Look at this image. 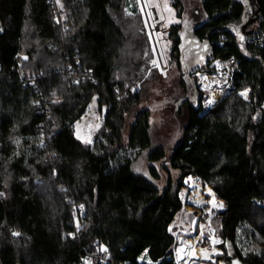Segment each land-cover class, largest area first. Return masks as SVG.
I'll return each mask as SVG.
<instances>
[{"label": "trees", "instance_id": "obj_1", "mask_svg": "<svg viewBox=\"0 0 264 264\" xmlns=\"http://www.w3.org/2000/svg\"><path fill=\"white\" fill-rule=\"evenodd\" d=\"M128 1L0 0V264H177L172 226L189 177L225 202L213 219L219 259L264 264V47L241 44L264 33V0H172L180 19L186 1L202 3L192 36L208 43L205 70L233 56L239 66L206 108L173 25L171 61L189 99L170 156L151 149V112L138 109L134 85L154 54ZM94 101L101 125L84 142L75 125ZM149 149L142 175L134 167Z\"/></svg>", "mask_w": 264, "mask_h": 264}, {"label": "rangeland", "instance_id": "obj_2", "mask_svg": "<svg viewBox=\"0 0 264 264\" xmlns=\"http://www.w3.org/2000/svg\"><path fill=\"white\" fill-rule=\"evenodd\" d=\"M133 1L135 2V0ZM164 2L165 5L168 7V14L172 16L174 26L180 25L182 23L183 30L181 34L184 38V47L186 45H190L192 41H197L192 36V33L194 29L205 19L201 1H186L184 3V12L183 17L181 19L179 18L178 12L174 7V2L172 0H165ZM200 45L202 46L201 43ZM200 45L196 49L186 51L187 60L184 59V61H186L187 66L185 62L183 63V68H185L184 71L186 73L191 70L190 65H193L194 68L192 70H194V72L196 73L194 74V77L198 79L197 84L199 89L201 86V83H199L200 77L205 75L212 76L215 70V68L212 70V65L211 70H205L206 62L208 59V55L206 54L207 48L205 51H203V47H201ZM199 48H201V50L196 53L195 51L199 50ZM169 52L171 53V50ZM171 57L172 56L170 54V57L168 58L169 61L166 66L167 69L162 72L155 68V60L153 55V59L150 62V68L145 74L143 80L144 82L142 81L134 85V89L137 87V85L139 86L137 93L141 92L140 94L142 96V102L141 105L138 106V109H149L151 112V149L163 148L168 156H170V154L173 152V150L181 140L183 128L187 124V113L186 110L182 107L183 105L179 106L177 109V103L181 100V98L184 97L182 91L179 89L180 81L185 78V76L182 74L184 71L177 67L175 63L173 64V62L171 61ZM201 57L203 59H201ZM228 90L229 89H226L225 91L216 94L214 93L217 96V101L216 103H214L213 106H210L209 99H211L214 94L203 89L205 94L204 103L206 108L212 109L217 106ZM249 93L250 92L246 89L245 92L243 91L239 93V96L242 97L244 101L249 102ZM179 112L180 114H178ZM101 120V112L99 111L96 101H94L90 105L87 114L79 122L76 123V136L82 141L86 142L87 139H90L95 133V131L99 129V126L101 125ZM130 120L131 117H128V121ZM151 149L147 150L141 156L139 161L135 164L134 169L137 173L142 175H148L147 157ZM157 167L161 171L163 164H157ZM161 175L162 179L158 183V185L162 187L166 183V175L163 171H161ZM171 175L173 176L174 180H178L179 173L177 171H171ZM200 184L202 186V189L207 188L204 187L201 180ZM185 186L186 189L183 193V210L178 215L172 226L175 238L177 240V250L181 245L188 243V241L185 242V240L194 238L196 234H201L202 239L199 241V244L201 246L209 249H211L213 246H216L217 248L222 250L224 254L223 249L220 248V245L223 243V241L219 237L218 228L213 223V219H217L218 215L223 211L212 210L210 205H208L207 203L205 205L197 206L195 203L190 201L192 191L188 179L185 180ZM201 193L203 194L206 200L210 199V197L206 196L203 191H201ZM196 219H198L200 224L198 226V231L194 234L193 226L194 221ZM180 239L181 243H179ZM214 239H216L215 241L217 242L213 244ZM223 254L216 256L215 262H203L196 264H227L226 261L219 259L223 256ZM177 264H179L178 259Z\"/></svg>", "mask_w": 264, "mask_h": 264}, {"label": "built area", "instance_id": "obj_3", "mask_svg": "<svg viewBox=\"0 0 264 264\" xmlns=\"http://www.w3.org/2000/svg\"><path fill=\"white\" fill-rule=\"evenodd\" d=\"M164 1L165 0H135L134 2L133 0H129L125 8L128 14H132L133 7L136 5V11L143 16L145 28L153 48L155 68L162 72L167 69L168 58L171 54L169 51L171 50V33L174 25L172 16L168 14V7L165 5ZM241 44L243 46L256 45L264 47V33L259 36L249 34L247 39L242 41ZM212 66V70L215 68L212 76L205 75L200 77L199 83H201V86L199 90L204 93L203 89H205V91L216 94L226 89H231L234 74L239 66L238 59L234 56L227 60L217 59L212 63ZM203 77H207L210 80L209 88L204 87L202 81ZM138 89L139 86L137 85L134 92H137ZM247 91L250 92V89H247ZM209 105L213 106L214 103ZM82 212L83 209L81 210V213ZM106 256L107 255L104 254V257Z\"/></svg>", "mask_w": 264, "mask_h": 264}, {"label": "bare ground", "instance_id": "obj_4", "mask_svg": "<svg viewBox=\"0 0 264 264\" xmlns=\"http://www.w3.org/2000/svg\"><path fill=\"white\" fill-rule=\"evenodd\" d=\"M210 80L207 77H203V82L205 88H209V82ZM214 94V93H212ZM217 96L214 94L212 98L210 99V104L216 103ZM188 182L190 184V188L192 191V196L190 197V201L195 203L197 206L205 205L206 203L210 205L212 210H220L224 211L226 206L225 202L223 200H220L217 198L215 191L207 186V188L202 189V186L200 184V178L196 179L193 177L188 178ZM203 193L206 196H209L210 199L206 200L203 196ZM200 222L198 219L194 221L193 226V233L198 231V226ZM202 239V235H195L194 238H191L188 241V243L181 245L177 250V259L179 264H196V263H203V262H215V257L223 254L222 250L217 248L216 246H213L211 249L203 247L199 244V241ZM214 239L213 244L216 243ZM219 240V239H218ZM224 264V263H222Z\"/></svg>", "mask_w": 264, "mask_h": 264}, {"label": "water", "instance_id": "obj_5", "mask_svg": "<svg viewBox=\"0 0 264 264\" xmlns=\"http://www.w3.org/2000/svg\"><path fill=\"white\" fill-rule=\"evenodd\" d=\"M248 1L251 2V0H248ZM248 35H249V34H247V33L243 34V38H242V40L245 41V40L247 39ZM199 45H200V42H199L198 40H197V41H192V42L190 43V45H186V46L184 47V52H186V51H188V50L196 49ZM207 46H208V43H204V44H203V51L206 50ZM188 99H189V97H188V98H183V99H181V100L177 103V109H178L179 106H182L184 103H186V102L188 101ZM179 243H181V239L179 240Z\"/></svg>", "mask_w": 264, "mask_h": 264}, {"label": "flooded vegetation", "instance_id": "obj_6", "mask_svg": "<svg viewBox=\"0 0 264 264\" xmlns=\"http://www.w3.org/2000/svg\"><path fill=\"white\" fill-rule=\"evenodd\" d=\"M198 98V95L195 94V96L192 98V100H196Z\"/></svg>", "mask_w": 264, "mask_h": 264}, {"label": "snow or ice", "instance_id": "obj_7", "mask_svg": "<svg viewBox=\"0 0 264 264\" xmlns=\"http://www.w3.org/2000/svg\"><path fill=\"white\" fill-rule=\"evenodd\" d=\"M14 235H19V233H14ZM105 251H107V249H104Z\"/></svg>", "mask_w": 264, "mask_h": 264}]
</instances>
